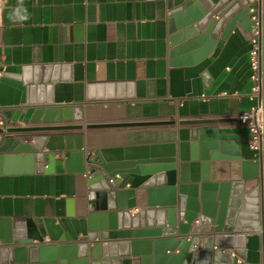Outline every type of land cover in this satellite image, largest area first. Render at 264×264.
<instances>
[{"label":"water","instance_id":"95a60500","mask_svg":"<svg viewBox=\"0 0 264 264\" xmlns=\"http://www.w3.org/2000/svg\"><path fill=\"white\" fill-rule=\"evenodd\" d=\"M167 5L170 9V94L184 96L190 92V80H184L183 67L209 54L217 38L223 41L237 24L250 25L249 4L246 0H167ZM259 9L263 124L258 157L244 159L236 147L229 149V143L222 140L239 136L218 134L214 127L199 128L202 142H191L193 160H240L239 177L234 181H209V177L202 174L199 181L177 183L173 142L88 150L84 147L83 134L95 129L129 130L130 127L173 123L239 121V116L112 122L84 119L79 104H52V66L23 67L20 74L12 75L17 89L10 96L2 94L0 105L30 106L33 111L25 125L0 124V138L17 137L6 152H0V174L79 172L87 176V190L93 192V197L88 198L89 212L82 218L74 217L73 209L66 210L61 217L44 218L42 224L32 217L0 216V264H131L134 257L139 264H233L232 248L221 242L222 237L245 229H260L264 264V0H259ZM6 74L3 72L0 76V93L6 90L3 83ZM33 80L43 84L28 86ZM181 83L182 90H179ZM97 86L100 87L94 91L87 90L86 102L133 97V94L117 95L110 89L105 92L100 84ZM246 137L250 138V133ZM199 145L200 155L197 153ZM206 165L207 162L201 164ZM163 169L168 174V186L145 181L148 171L159 177ZM257 177L258 185L245 191V181ZM127 183L129 188L121 189ZM134 194L147 195L148 207H159L137 206L139 211L130 216L127 210L135 204L128 201ZM160 235L163 237L159 238ZM128 237L151 238L112 240ZM200 243L201 246L196 247ZM118 247L123 252L112 256ZM175 249L177 253L166 252Z\"/></svg>","mask_w":264,"mask_h":264},{"label":"crops","instance_id":"0c3cea01","mask_svg":"<svg viewBox=\"0 0 264 264\" xmlns=\"http://www.w3.org/2000/svg\"><path fill=\"white\" fill-rule=\"evenodd\" d=\"M169 13L167 0H2L0 76L3 72L7 74L3 82L6 90L0 93V99L2 94L10 96L17 89L16 78L12 75L20 74L23 67L49 65L53 67L54 76L52 104H79L84 119L112 122L231 118L255 106L248 28L242 23L233 27L223 41L218 37L211 52L201 60L183 67L184 80H190V92L184 96L170 94ZM40 82L33 80L27 85L37 87L43 84ZM99 84L105 92L110 89L117 95L133 94V97L86 102L87 92L98 89ZM179 90H182V83ZM32 111L30 106L0 105V124L25 125ZM213 127L218 134L239 136L238 139L222 140L229 143V149L236 147L244 159L258 157L246 137L248 128L229 120L130 127L129 130L95 129L83 134L84 147L92 150L105 146L173 142L177 183L199 181L202 174L214 182L237 180L241 168L238 159H191V142H202L198 129ZM14 138L17 137L0 138V152H6ZM18 139L24 140L23 137ZM200 152L199 145L197 153L200 155ZM204 162L207 165L202 167ZM159 174L157 177V173L148 171L145 181L168 186L166 170ZM86 179L83 173L66 171L0 174V216L32 217L42 224L44 218L61 217L66 210L73 209L74 217H85L89 212L87 200L93 197V192L87 190ZM258 183V177L249 179L245 181L244 190ZM128 188L127 183L121 189ZM147 198V195L131 196L128 202L135 205L127 210L129 215L139 211L137 206L159 207H148ZM115 222L120 226L118 218ZM47 238H44L45 242ZM221 242L232 248L233 264H263L260 229L233 231L224 234ZM200 246L201 243L196 247ZM115 250L112 256L123 252L120 247ZM166 252L177 253V249ZM131 264H139L138 258L134 257Z\"/></svg>","mask_w":264,"mask_h":264},{"label":"built area","instance_id":"2783aa9c","mask_svg":"<svg viewBox=\"0 0 264 264\" xmlns=\"http://www.w3.org/2000/svg\"><path fill=\"white\" fill-rule=\"evenodd\" d=\"M249 4V15L252 23L247 26L250 49L248 57L251 66V80L253 82L252 94L257 102L249 111L238 114V124L245 125L250 133L249 145L259 152L261 149L262 135V109H261V43H260V9L259 0H246ZM2 0H0V33L2 27L1 19ZM253 118V119H252Z\"/></svg>","mask_w":264,"mask_h":264},{"label":"rangeland","instance_id":"374dc122","mask_svg":"<svg viewBox=\"0 0 264 264\" xmlns=\"http://www.w3.org/2000/svg\"><path fill=\"white\" fill-rule=\"evenodd\" d=\"M96 131H108V130H96ZM0 137H1V134H0Z\"/></svg>","mask_w":264,"mask_h":264}]
</instances>
